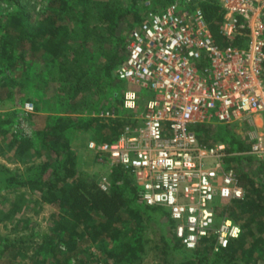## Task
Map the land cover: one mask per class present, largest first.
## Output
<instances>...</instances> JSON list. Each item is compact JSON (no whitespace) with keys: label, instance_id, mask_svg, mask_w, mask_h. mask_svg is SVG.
Masks as SVG:
<instances>
[{"label":"trees","instance_id":"1","mask_svg":"<svg viewBox=\"0 0 264 264\" xmlns=\"http://www.w3.org/2000/svg\"><path fill=\"white\" fill-rule=\"evenodd\" d=\"M30 1L13 0L12 8L0 11V101H13L12 107L0 109V135L7 133L4 145L0 143V153L6 156L8 148L15 158L23 159L31 150L39 158L15 169L0 162V171L9 172L0 178V191H17L23 202V192L18 189L28 187L58 209L53 227L40 233L43 251L29 254L28 261L22 259L24 248L33 245L25 243V236L11 237L0 231V264H113L116 260L138 258L142 238L139 231L130 233L121 224L123 210L129 208V219L137 220L136 223L143 214L162 215L167 211L144 203L133 176L118 164L108 166L109 189H102L95 172L79 166L70 134L85 132L87 139L111 140L125 123L119 113L98 118L83 112L105 109L111 99H121L123 86L118 88L119 79L112 71L125 55L109 50L105 62L100 56L107 51L108 39L123 41L116 33L118 22L131 9L135 11L133 23L138 21L143 0H130L129 7L110 6L109 0H46L40 8ZM153 1L162 6L171 0ZM200 5L222 44L245 43L238 35L227 39L219 33L222 13L217 2L206 0ZM126 43L127 38L125 46ZM42 70L45 78H41ZM21 72L23 81L18 79ZM104 75L115 80L117 88L105 93ZM32 98L35 111L42 101L46 102V109L37 114L27 112V120L35 115L40 118V126L32 125V133L27 134L19 127L23 112L16 105ZM7 123L9 129L5 128ZM193 129L205 128L196 125ZM218 140L225 141L230 149L244 148L243 140L228 132ZM86 149L93 161L95 155ZM230 161L245 186L238 205L225 208L224 212L240 223L242 234L230 238L218 251L199 245L187 250L201 264H264V157L236 153ZM250 162L256 163L257 171H250ZM9 208L8 201L0 199V219L9 215ZM78 230H84V237L76 236ZM92 242L98 246L96 250L92 249ZM98 253L106 260L99 261Z\"/></svg>","mask_w":264,"mask_h":264},{"label":"built area","instance_id":"2","mask_svg":"<svg viewBox=\"0 0 264 264\" xmlns=\"http://www.w3.org/2000/svg\"><path fill=\"white\" fill-rule=\"evenodd\" d=\"M201 1L206 0L156 6L143 0L125 58L115 68L123 84L120 105L131 120L115 138H90L86 147L133 176L139 198L167 211L185 248L208 241L211 251H218L241 233L220 205L243 196L230 157L264 154V0H213L222 13L219 33L244 38L241 45L217 39ZM23 109L32 111L33 103L25 101ZM99 115L112 116L114 109ZM216 121L249 122L248 149H230L223 140L205 142L197 133L205 131L193 129H214ZM97 181L109 189L108 175Z\"/></svg>","mask_w":264,"mask_h":264},{"label":"rangeland","instance_id":"3","mask_svg":"<svg viewBox=\"0 0 264 264\" xmlns=\"http://www.w3.org/2000/svg\"><path fill=\"white\" fill-rule=\"evenodd\" d=\"M46 0H31L30 2L35 6V8H40ZM110 6L112 4H120L121 7H129L130 0H109ZM13 0H0V11H6L13 7ZM103 10V9H102ZM143 9L140 11L142 12ZM134 14L135 11L133 9L126 12L119 20L118 26L116 29V33L120 34V37H122L123 41L120 42L117 38H110L108 39V42L106 41L105 46H107V51L103 54H101V60L105 62L106 57L110 53L111 50L122 53L125 55L126 52V46H125V39L128 38L127 35H129V30L131 26L134 24ZM90 40L95 41L94 38H90ZM124 42V45L122 43ZM110 50V51H109ZM115 73V68L113 71ZM41 78H45V71L42 70L40 72ZM110 77L103 76V85L105 86V93L108 91H112L117 86L114 84L115 80L110 81ZM18 79L24 80L22 72L19 74ZM118 88L121 89L123 84L121 80H119V83L117 82ZM33 100V101H32ZM31 99H25V101H31L33 103V110L36 109V103L35 100ZM112 100V101H111ZM110 100V106L107 108H113L114 109V115L110 116H101L99 115V112L101 109H91L88 112L84 111V114H90V116L95 117H103V118H109L113 117L116 114H122L125 118V121L131 120V113L127 110H124L120 105V99L114 98ZM17 103V107L20 108V112H23L20 117V123L19 127L23 129L24 132L27 134L32 133V125L34 126H40V118L38 116H33L29 120L26 119L27 112L23 109V104ZM46 102L42 101L39 105L40 109L45 110L46 109ZM13 106L12 99H6L4 101H0V109L5 110L7 108H10ZM35 111L36 114L42 112V110ZM106 109V108H105ZM39 115V114H38ZM116 115V116H117ZM52 119V117H50ZM10 124L7 123L5 125L6 129H9ZM251 124L247 121H237L232 123L231 125H226L223 122L216 121L214 123V129L211 126L206 127L204 130L205 132H200V137L205 142H212L220 139V136H222L225 132H228L231 135L236 136L239 139H242L244 142V146L246 149H248V146L250 144V136H249V130L251 128ZM263 130H264V121H263ZM214 130V132H213ZM88 133L85 132H72L70 134L71 141L73 144V147L77 151V160L78 164L82 168H86L87 170H93L95 172V178L98 180L102 176L107 175V168L109 166L108 160H99L96 157H94V160L92 161L91 155L89 156L88 151L85 147V141L87 139ZM7 138V133L2 132L0 135V143L4 145ZM88 140V139H87ZM2 145V146H3ZM7 151V152H6ZM6 156H3L2 153H0V162L6 164L9 168L15 169V168H22L26 165H29L33 161L37 160L39 158V154L37 152H33L31 150L26 151L23 159H19L18 157L15 158V155L11 152L10 149L5 148ZM249 153V152H248ZM254 156L257 157H264L263 155H259L256 153H251ZM93 157V156H92ZM256 163L250 162L249 168L250 171L255 172L256 170ZM9 172L7 170L0 171V178L7 176ZM264 177V176H263ZM259 178L258 176L256 177ZM243 184V189L245 184ZM19 193L23 192V202H21V197L18 196L17 191H10V193L6 194L7 190H1L0 191V199H5L8 201L9 209H7L6 212H9V215L4 216L0 219V231L2 233H7L11 237L20 236L23 234L25 236V243L26 244H32L33 246H28L24 248V255L22 256V259L25 261H28V255L31 253H39L43 251V248L41 246V237L40 233L53 227L54 223V213L57 211V206L49 203L46 198L42 195H39L35 192H32L29 190L28 187H21L18 189ZM244 191V190H243ZM4 196V197H3ZM22 196V195H21ZM243 197V196H242ZM242 197L238 199H232L228 201H221L220 205L222 208H228V207H234L237 206L239 201L242 199ZM129 212L128 209L123 210V218L119 219L121 221V224H125L127 230L130 233H137L139 231L140 236L142 238V251L140 252V256L135 259H128V260H116L113 262V264H201L197 262L194 259V255L185 248L181 242L174 236V230H173V223L169 219L167 214L158 215L156 213H152L150 216H147L146 214H143V218L139 219V223H136L135 220L129 219ZM221 209H218V212H220ZM2 210L3 214H6ZM1 213V214H2ZM138 217V216H137ZM219 218V216H218ZM217 218V220H218ZM96 219V218H95ZM120 223V222H119ZM237 223L240 225V223L237 221ZM241 227V225H240ZM132 228L136 230H131ZM242 227H241V233L242 234ZM85 232L79 231L77 232L76 236L78 238L84 237ZM121 240V239H120ZM90 241V240H88ZM250 240L247 239L246 243L249 244ZM39 243V245L36 246V244ZM35 244V246H34ZM92 244V249L96 250L98 246L96 244ZM209 247V242L204 241L202 242L199 247ZM100 252V251H99ZM97 256L100 260L104 261L106 260V257L101 255V253H98ZM264 263V261L262 262Z\"/></svg>","mask_w":264,"mask_h":264}]
</instances>
